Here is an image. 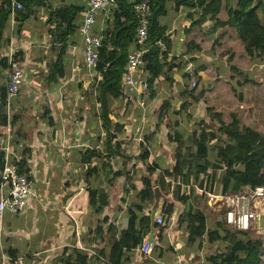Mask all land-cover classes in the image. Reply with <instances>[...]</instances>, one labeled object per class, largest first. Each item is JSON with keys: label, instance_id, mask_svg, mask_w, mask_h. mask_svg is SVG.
<instances>
[{"label": "crops", "instance_id": "0c3cea01", "mask_svg": "<svg viewBox=\"0 0 264 264\" xmlns=\"http://www.w3.org/2000/svg\"><path fill=\"white\" fill-rule=\"evenodd\" d=\"M7 1L10 3V0H0V7L5 8ZM14 1L24 7L22 2ZM29 1V13L18 18L15 16L18 10L12 9L10 3L11 13L0 37V55L6 57L9 51H16L25 73L20 93L11 105L9 127L4 115L7 132L0 137H4L10 152L30 173L34 197L21 213L4 214L0 222V258L5 253L13 259L9 264H65L79 242L86 248L81 252L83 255L108 261L112 245L127 226L128 209L149 217L150 233L152 209H156L155 221L164 209L172 205L173 213L181 216V224L177 225L178 220L173 218L164 226L154 223L155 227H163L159 243L154 228L157 247L153 246L149 255L141 254L139 246L125 252L123 264H207V258L205 261L200 255L204 240L209 245L214 244L216 237L223 240V230L235 229L225 223L226 209L223 210V219L221 217L223 230L216 225L218 215L213 227V221L207 220L206 212L221 211H216L209 203L207 194L211 191L202 192L198 186L188 189L190 193L182 191L188 186L167 178L164 172L174 161V147L167 136L180 133L184 147L196 150L192 134L197 129L198 114L206 101H202L203 106L197 112L190 108L196 104L192 98L198 97L199 93L196 95L190 91V80L184 77L186 61L193 63L197 71L195 77L198 75L202 84L214 82L216 86L212 94H205H209L206 107L220 113L226 124L232 121L233 116L241 123L237 113L246 108L249 99L243 95V104L229 87L233 83L243 85L244 79L240 81L235 74L251 66L256 67L255 59L246 53L235 28L216 25L217 22L228 21V9L236 10L238 0H229V4L220 0L216 20L207 18L200 25L198 19L202 10L195 2L193 7H183L178 11L174 10L172 3H165L158 23L163 29V37L170 43L166 64L160 76L153 81L151 98L149 89L145 95L141 89L126 90L121 83L122 98L112 100L116 112L111 116V140L106 138L100 119L99 76L90 81L83 79L87 72L83 69V41L78 29L85 11V0ZM124 13L130 16H122ZM118 15L121 17L115 22ZM259 17L264 21L263 10H259ZM118 21L130 26L134 19L126 8L118 4L104 8L96 14L93 32L102 38V50L108 53L116 51L120 56L124 52L128 56L136 50L135 35L129 40L123 32L119 38L120 45H113ZM156 45L165 52L162 42ZM58 63L63 69L64 79L54 81L51 77ZM5 71L0 69V86L4 89ZM147 76L144 65L138 77L146 81ZM164 102H169L170 108L167 118L160 121L157 120L159 108ZM189 103L188 110L182 108ZM249 121L254 122L247 119ZM250 125L240 126L250 127L258 134L262 132L256 131L254 124ZM189 138L191 143H188ZM108 140L110 149L115 143L120 144L109 162L104 159V156L111 155L108 154ZM210 144L213 146L210 150L216 151L218 158L216 144L211 142L208 147ZM144 153H148V157L142 161ZM2 159L0 154V165ZM220 165L225 167L226 164L220 159ZM148 167H157L155 175L164 179L165 186L160 187L156 182L153 197L142 202L134 185L148 176ZM111 168L121 173L114 181L108 174ZM215 172H222L218 177L220 184L224 168ZM179 189L185 195L176 193V199L186 202L185 211H179L173 205L174 190L178 192ZM96 192L105 199L104 202L99 199L90 202V193ZM201 197L206 199L208 211L205 207H197L196 200ZM183 198H186L185 202ZM196 213L204 216L206 230L201 241L190 243L186 220L189 214ZM214 232L213 239L209 240V233ZM149 233L143 241H147Z\"/></svg>", "mask_w": 264, "mask_h": 264}, {"label": "trees", "instance_id": "16d2710c", "mask_svg": "<svg viewBox=\"0 0 264 264\" xmlns=\"http://www.w3.org/2000/svg\"><path fill=\"white\" fill-rule=\"evenodd\" d=\"M24 4L26 11L18 10L15 12L16 18L24 17L29 13L31 1L18 0ZM139 0H116L118 6L126 8L132 14L134 22L132 25L123 21H118L113 34V45H120V34L124 32L125 38H132L135 35V15L133 13V5ZM229 4V0H225ZM148 8L151 12L148 28V45L149 50L144 54L145 69L148 71L146 83L150 90V98L153 96V81L162 73L163 66L166 64L167 52L170 49V43L167 38L163 37V29L159 26L158 18L164 10L165 3H172L175 11L183 7H193L194 2L197 7L202 10V14L198 19V24L204 23L207 18L214 21L220 11V0H147ZM236 10L228 9V21L225 23L217 22V26H229L235 28L238 37L245 45L246 53L254 59L264 61V21L259 17V10L264 12V4L260 0H238ZM119 9V8H118ZM10 3L6 2V7H0V37L5 30L6 23L10 16ZM122 16H130L124 13ZM121 16H115V22ZM122 37V36H121ZM135 40V39H134ZM162 42L165 52H161V48L156 45ZM127 62V56L122 52L120 56L118 52L108 53L100 50L97 66L91 73L85 74L83 79L90 81L92 78L99 76V103H100V119L102 127L105 130L106 138L113 139L110 132L111 116L116 112L112 106V100L122 98V80L124 67ZM182 65H179V67ZM0 69H7V58L0 55ZM185 79H189V75L184 73ZM52 80L64 79L63 69L58 63L54 66V74ZM192 93L194 91H191ZM204 96V91H200L198 97L192 98L193 102H198ZM6 97V89L0 86V135H5L7 127L3 114V103ZM204 107L199 111L197 129L192 134V140L195 145V152L186 149L183 144V135L180 133L168 134V141L174 147V161L170 168L165 171L167 178L173 181H180L182 185L193 189L198 183L202 192L213 191L211 185L215 183L217 172L224 168L222 182L219 184L220 194H235L241 192L244 188L254 189L256 187L264 188V137L255 132L250 127H241L239 120L233 116L232 121L228 124L221 119V114L214 112L213 108ZM183 105V109L187 107ZM170 108L169 102H164L159 108L160 115L157 120L167 118ZM117 126V124L115 125ZM197 133L199 136L197 138ZM221 136L222 139L218 137ZM214 142L217 147L218 158L225 162L223 165H215L214 172L209 175L207 168V156L210 148L208 144ZM110 141L108 140V154L104 156L106 161H111L114 152L119 150L120 144L115 143L113 149H110ZM148 153H144L142 161H145ZM157 167H148V176L138 180L134 189L138 192L140 201L151 199L154 195L153 187L157 184L160 187L165 186L164 179L156 177L155 170ZM1 169V165H0ZM22 172H26L23 166L20 167ZM109 177L112 181L118 178L121 173L113 168L109 171ZM153 179H155L153 181ZM210 188V189H209ZM105 201L98 193H90V202L96 200ZM183 201L186 198L182 199ZM185 202V201H184ZM166 223L170 218L177 221V225L181 224V216L173 213V206L170 205L163 210ZM127 226L119 235L118 240L114 242L109 253V259L105 263L100 257H88L80 251L73 249L71 255L65 264H123L125 261V252L131 251L141 245L144 237L149 233V217L141 216L136 211L128 209ZM187 232L188 242L196 243L202 240V236L206 230L204 216L201 213L189 214L187 216ZM222 219L217 218L216 225L222 229ZM157 230V243L161 241L162 228L155 227ZM224 229V228H223ZM222 229V230H223ZM223 242H228L229 246L225 252L216 256L207 258V264H260V249L264 248V236L251 237L247 232L235 231L231 232L223 230ZM209 240L213 239L214 233H209ZM157 245L155 246V248ZM100 256V255H99ZM101 261V262H100ZM93 262V263H92Z\"/></svg>", "mask_w": 264, "mask_h": 264}, {"label": "built area", "instance_id": "2783aa9c", "mask_svg": "<svg viewBox=\"0 0 264 264\" xmlns=\"http://www.w3.org/2000/svg\"><path fill=\"white\" fill-rule=\"evenodd\" d=\"M12 9L23 10L21 3L10 0ZM116 0H85V11L78 32L83 41L82 61L83 69L91 73L97 66L99 52L102 48V38L93 32V25L98 11L115 7ZM135 15V46L136 50L127 56V62L124 67L123 87L132 91L141 89V93L148 95V85L145 80H140L138 72L145 65L144 54L148 52V28L151 12L148 8L147 0H139L133 5ZM7 69L5 76L6 97L3 103V114L10 122V109L12 102L18 97L20 88L24 81V68L21 65L17 52L9 51L6 56ZM196 68L191 61H186L184 73L189 75V87L195 88ZM143 105V103H141ZM9 127V125H8ZM0 137V154L3 156L0 169V222L4 214L17 215L21 213L28 204V201L34 197L30 173L20 170L21 163L17 156L10 152L9 144ZM210 204H221L226 209L224 214L226 225L237 231L247 232L254 230V219L264 213V188L256 187L254 189L244 188L241 192L235 194H207ZM246 210H245V204ZM240 218V223H239ZM154 223L157 226H164L166 218L160 213ZM153 246L147 241L139 246L141 254L149 255ZM74 249L83 252L86 250L79 242ZM94 255H96L94 253ZM98 258V257H97ZM102 260V259H101ZM13 259L7 254H2L0 264H9ZM105 263L106 260H102Z\"/></svg>", "mask_w": 264, "mask_h": 264}, {"label": "rangeland", "instance_id": "374dc122", "mask_svg": "<svg viewBox=\"0 0 264 264\" xmlns=\"http://www.w3.org/2000/svg\"><path fill=\"white\" fill-rule=\"evenodd\" d=\"M254 64L256 67L253 68V66H251L248 70H244L241 71L239 74H235V76L238 77V79L241 81L242 79H244L243 81V85H235L233 83V85H230V89L232 90V92H234V94L236 95V98L241 100L240 102H242L244 104V101H242L243 95H246L247 98L249 99V103H247L246 108H243V110H241L240 112H238V116H240L241 119V126H245L248 123L249 124H254V128L256 131H260L262 130V132H260V134L264 137V61H261L259 59H255L253 60ZM252 69V70H251ZM195 82H196V86L195 88H193V90L191 89L190 91H194V94H198L200 91H204V97L200 100V104L196 103L195 105L192 104V106L190 107L192 109V107L194 108L193 112H197L202 108V101L205 99L206 103L209 104V94L206 96V93H210L212 94L215 90V85L214 82L209 83L208 85H204L202 84V82L199 80L198 75L195 77ZM190 88V87H189ZM192 103V102H191ZM191 103H189V105H191ZM188 106V105H187ZM227 111V109H226ZM230 113V111H228ZM226 117L228 116V114L225 115ZM197 115L195 116V121H197ZM230 117H232V115H230ZM247 119L249 120H254L253 123H251L250 121L247 122ZM195 124L193 125L195 127ZM250 125V126H251ZM192 126V127H193ZM193 127V128H194ZM199 135V134H198ZM218 137L220 139L221 136L218 135ZM188 143H191V138L188 139ZM209 148L212 149L213 146L210 144ZM192 149V148H191ZM190 149V150H191ZM192 151V150H191ZM193 153L195 152L192 151ZM216 151L214 150H210L209 152V156L207 159V166H208V174L214 172V167L215 165H220V159L217 158ZM220 174H222V172L217 173L216 176V181H214L215 183H213V185H211V189H213L212 194H220V187H219V176ZM170 184V183H169ZM171 186V185H169ZM195 186H198V183ZM184 189V188H183ZM182 189V191H187L189 192L188 189L190 188H185L184 190ZM210 189V188H209ZM170 191V190H169ZM175 191V198L173 197L172 199H175V201L170 200L175 202L174 207L178 208L179 211H185V204L182 201L177 200V195H185L184 192H182L180 189L178 190H174ZM173 191V193H174ZM190 193V192H189ZM196 200V199H195ZM197 201V207L199 208H203L205 207L206 210L207 205H206V199L204 197H201L200 200H196ZM170 205V204H169ZM220 207H216L219 206ZM215 210H221L220 213L217 212H212V213H208L206 212V214L208 215L207 220L213 221L212 227L214 225L215 222V217L218 215V217H222L223 216V210L225 208H223L224 206L221 204H215L214 205ZM208 211V210H207ZM214 211V210H213ZM223 219V217H222ZM225 225V224H224ZM226 228V227H225ZM231 232H235V230L232 229H227ZM247 233L251 236L254 237L256 235L258 236H264V231H254V230H250L247 231ZM223 236V233L220 232V237ZM215 243L209 245L207 243V241L204 240L205 244H203L202 249L200 250V255L201 258L204 259L206 261V258L210 257V256H216L219 254H222L224 252V250L229 246L228 242H223V240L221 241L220 238L216 237L215 239ZM260 264H264V248L260 249Z\"/></svg>", "mask_w": 264, "mask_h": 264}, {"label": "water", "instance_id": "95a60500", "mask_svg": "<svg viewBox=\"0 0 264 264\" xmlns=\"http://www.w3.org/2000/svg\"><path fill=\"white\" fill-rule=\"evenodd\" d=\"M264 4V0H260ZM245 204V210H246V202ZM156 209H152L150 214V233L147 237V242L151 244L152 246L156 245V241L154 240V217H155ZM240 223V218H239ZM254 229L259 230L261 232L264 231V213L260 214L258 217L254 219Z\"/></svg>", "mask_w": 264, "mask_h": 264}]
</instances>
